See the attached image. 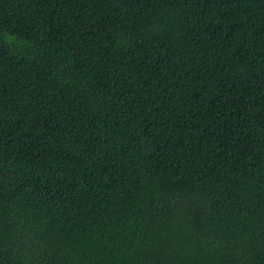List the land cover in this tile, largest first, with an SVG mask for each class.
Segmentation results:
<instances>
[{
    "label": "trees",
    "instance_id": "trees-1",
    "mask_svg": "<svg viewBox=\"0 0 264 264\" xmlns=\"http://www.w3.org/2000/svg\"><path fill=\"white\" fill-rule=\"evenodd\" d=\"M0 264H264V0H0Z\"/></svg>",
    "mask_w": 264,
    "mask_h": 264
}]
</instances>
